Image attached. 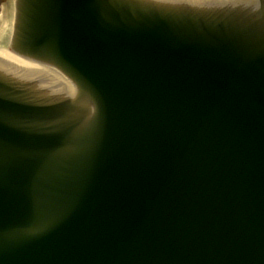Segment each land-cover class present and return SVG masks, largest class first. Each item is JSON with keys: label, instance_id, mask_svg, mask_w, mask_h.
<instances>
[{"label": "water", "instance_id": "95a60500", "mask_svg": "<svg viewBox=\"0 0 264 264\" xmlns=\"http://www.w3.org/2000/svg\"><path fill=\"white\" fill-rule=\"evenodd\" d=\"M260 1L12 0L0 264H264Z\"/></svg>", "mask_w": 264, "mask_h": 264}, {"label": "bare ground", "instance_id": "6f19581e", "mask_svg": "<svg viewBox=\"0 0 264 264\" xmlns=\"http://www.w3.org/2000/svg\"><path fill=\"white\" fill-rule=\"evenodd\" d=\"M11 7H12V0L10 1L8 7L3 8L2 14L0 15V48L6 45L9 37Z\"/></svg>", "mask_w": 264, "mask_h": 264}, {"label": "flooded vegetation", "instance_id": "af4514ba", "mask_svg": "<svg viewBox=\"0 0 264 264\" xmlns=\"http://www.w3.org/2000/svg\"><path fill=\"white\" fill-rule=\"evenodd\" d=\"M11 0H0V15L2 14L3 8L9 6ZM183 1H191V0H183Z\"/></svg>", "mask_w": 264, "mask_h": 264}]
</instances>
